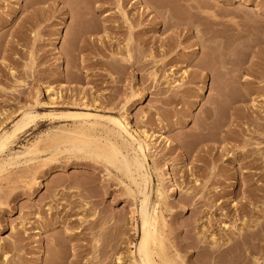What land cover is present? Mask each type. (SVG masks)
<instances>
[{
	"label": "rangeland",
	"instance_id": "obj_1",
	"mask_svg": "<svg viewBox=\"0 0 264 264\" xmlns=\"http://www.w3.org/2000/svg\"><path fill=\"white\" fill-rule=\"evenodd\" d=\"M25 107L58 115L16 134L12 151L43 147L74 111L160 135L149 162L187 260L211 251L202 227L232 238L221 261L264 251V236L243 241L264 235V0H0V123ZM47 157L0 182V264H127L138 232L116 171L80 153ZM156 184L153 173L151 201Z\"/></svg>",
	"mask_w": 264,
	"mask_h": 264
},
{
	"label": "bare ground",
	"instance_id": "obj_2",
	"mask_svg": "<svg viewBox=\"0 0 264 264\" xmlns=\"http://www.w3.org/2000/svg\"><path fill=\"white\" fill-rule=\"evenodd\" d=\"M122 16L127 21L123 11ZM128 25L131 28L130 24ZM130 40L131 38L128 37L124 44L125 59L131 57ZM149 55L152 57V54ZM185 75L186 70H182L180 76L183 78ZM46 91L50 99H55L57 91L52 85L48 84ZM245 93L249 94L250 89H245ZM96 102V99H93V103ZM84 105L90 107L88 104ZM12 114H5V120H10ZM57 115L53 112L41 114L34 111L32 107H25L21 110L20 117L13 121L9 128L3 126V121L0 123V182L5 180V176L12 169L38 161L43 152L48 154L43 163L54 159L61 152L80 153L96 163H101L109 173L110 169L115 170L118 184L122 185L126 195L133 201L134 207L128 218L131 223H135L133 227L138 232V239L133 243L126 240L127 244L132 243L134 248L127 251V255L130 256L127 264H264V251L250 258L234 257L223 261L216 258L217 253L222 251L221 246L227 244L232 238L228 236L225 242H220L213 231L205 235L207 229L203 227L202 236H205L211 248L206 257L195 261L187 260L180 250L170 243V227L164 214L167 210V196L162 186V174L149 162V159H152L157 152L159 144H156V139L160 135L153 140L154 132L148 133L142 130L133 134L122 114L104 115L92 111L68 112V116L74 119V125L47 131L44 134L47 143L43 147L38 146L42 140V137H39L23 145L20 150H11L16 134L28 130L40 118ZM153 173L157 184L154 190L155 200L151 201ZM248 192L251 193L253 190ZM238 208L244 209L245 204L237 205L236 209ZM252 221L257 224V218ZM245 227L250 228V223L243 218L241 227H236L238 234H242L240 231ZM261 236L264 235L252 234L250 237L243 238V241L257 240ZM182 246L185 248L187 244ZM229 248L228 246L225 249ZM2 255L6 256V254ZM116 259L118 264L122 262L120 256H116Z\"/></svg>",
	"mask_w": 264,
	"mask_h": 264
}]
</instances>
